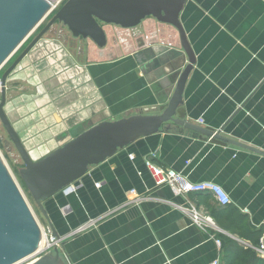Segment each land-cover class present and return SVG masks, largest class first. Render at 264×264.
Returning a JSON list of instances; mask_svg holds the SVG:
<instances>
[{"label":"crops","instance_id":"0c3cea01","mask_svg":"<svg viewBox=\"0 0 264 264\" xmlns=\"http://www.w3.org/2000/svg\"><path fill=\"white\" fill-rule=\"evenodd\" d=\"M180 23L195 63L176 118L232 142L169 123L90 167L76 193L43 204L67 264H224L223 237L264 259V155L248 149L264 153V0H187ZM128 31L95 60L91 41L78 59L44 39L10 75L4 110L33 161L99 123L166 109L188 65L178 33L152 18ZM147 160L220 186L229 203L210 192L182 197L156 187ZM138 196L146 199L135 202ZM169 202L193 204L214 226H194ZM232 211L261 232L256 247L221 228Z\"/></svg>","mask_w":264,"mask_h":264},{"label":"water","instance_id":"95a60500","mask_svg":"<svg viewBox=\"0 0 264 264\" xmlns=\"http://www.w3.org/2000/svg\"><path fill=\"white\" fill-rule=\"evenodd\" d=\"M187 0H67L13 64L3 73L0 90V123L16 149L23 168L18 171L30 200L57 237L43 204L65 187L81 180L90 167L102 164L139 139L159 133L172 123L198 135L232 142L221 132L213 133L176 118L195 58L180 23ZM51 11L49 0H0V69ZM148 18L174 28L188 65L181 73L166 109L160 115H134L99 123L44 158L33 161L5 113L6 83L10 75L55 24H61L75 39L89 40L98 49L107 45L104 26L131 30ZM242 146V145H239ZM250 151L264 155L260 151ZM41 230L14 178L0 158V264H18L38 249ZM30 264H67L60 250L46 252Z\"/></svg>","mask_w":264,"mask_h":264},{"label":"built area","instance_id":"2783aa9c","mask_svg":"<svg viewBox=\"0 0 264 264\" xmlns=\"http://www.w3.org/2000/svg\"><path fill=\"white\" fill-rule=\"evenodd\" d=\"M60 2H62V0H59L57 4L53 7V9H52V4H51V11L56 10ZM0 90H1V80H0ZM199 123L202 124L203 121L200 120ZM130 158L132 159V157ZM145 165L150 171L156 187H168L173 191V193L176 196H182V197H185L191 194L210 192L213 195H215L216 199L220 201L223 205H226L229 203L228 197L225 194V192L222 190L220 186L214 183H211V182L192 183L188 181V179H186V177L183 176L181 173H177L171 169H164L158 164L154 163L152 160H147L145 162ZM77 182H74L70 184L69 186L65 187L61 192L65 195L76 193L79 189V184ZM129 194L136 195L135 191H131ZM144 199L146 198L138 196L135 202L139 200L141 201ZM168 204L172 206L173 208L180 210L182 213L187 214L192 224L200 229H207V228L214 226L212 218L207 215L206 216L201 215V213L196 208V206H194L191 203H187L183 206H179V205H176L170 202ZM93 224L94 222H90L87 225L80 227L78 231H83L91 227ZM39 226H40L41 235H42L41 240L43 239V235H45V241L41 245H39L35 253H33L26 260L35 258L34 261H36L38 258L43 256L48 251H53L54 249H57V250L61 249L63 240L59 237H53L49 227L47 226L42 227L40 224ZM216 244L220 245V241L217 240ZM259 251L262 252V250H259ZM263 256H264V253H263ZM213 264H218V261L213 262Z\"/></svg>","mask_w":264,"mask_h":264},{"label":"rangeland","instance_id":"374dc122","mask_svg":"<svg viewBox=\"0 0 264 264\" xmlns=\"http://www.w3.org/2000/svg\"><path fill=\"white\" fill-rule=\"evenodd\" d=\"M67 0H62L60 4L57 6L56 10H54L52 13L48 14V16L43 20V22L36 27V29L26 38V40L23 42V44L18 48L16 53L8 60V62L0 69V78L2 77L3 73L13 64V62L18 58V56L26 49V47L31 43V41L41 32V30L47 25V23L52 19V17L57 13V11L62 7V5L66 2ZM55 5V3H53ZM144 22V21H143ZM142 22V23H143ZM139 27V26H138ZM134 28L128 31V33L131 35L132 32H135L136 29ZM105 30V33L107 35V41L111 40L114 43H117V40L119 41V36H121V30L120 28L114 27V26H104L103 27ZM127 33V32H125ZM45 39V42H59L62 47L70 52L74 53L78 59H81V55L83 51H86L91 47V44L89 40H82V39H75L71 36L67 28L62 26L61 24H55L49 32H47L43 38L40 40ZM39 42V43H40ZM38 43V44H39ZM37 44V45H38ZM36 45V46H37ZM35 46V47H36ZM34 47V48H35ZM91 49V48H90ZM99 49L94 48L93 52V60L97 59V51ZM96 51V52H95ZM85 55V54H83ZM10 83H7V86H9ZM0 158L5 164L8 172L10 175L14 178V180L17 182L20 191L24 195V198L26 199L28 205L30 206L34 217L37 219L38 223L42 227H46L47 224L40 215L39 211L37 208L34 206L32 201L30 200L28 194L24 190L18 171L23 168V163L14 148L13 144L10 142L6 132L4 131L3 127L1 126L0 123ZM35 258L25 260L19 264H30L32 261H34Z\"/></svg>","mask_w":264,"mask_h":264},{"label":"trees","instance_id":"16d2710c","mask_svg":"<svg viewBox=\"0 0 264 264\" xmlns=\"http://www.w3.org/2000/svg\"><path fill=\"white\" fill-rule=\"evenodd\" d=\"M231 213L233 221L229 225L220 224L221 228L238 236L241 240L249 241L252 247H256L261 232L248 230L246 218L241 213L237 211H232ZM223 240L224 264H264V259L259 257L253 248L244 247L233 239L223 237Z\"/></svg>","mask_w":264,"mask_h":264},{"label":"bare ground","instance_id":"6f19581e","mask_svg":"<svg viewBox=\"0 0 264 264\" xmlns=\"http://www.w3.org/2000/svg\"><path fill=\"white\" fill-rule=\"evenodd\" d=\"M49 1H51L52 9H53V7L57 4V2H58L59 0H49ZM53 3H55V5H54ZM52 12H53V11H51L50 13H52ZM50 13H49V14H50ZM44 241H45V235H43V239L41 240L40 245H41ZM19 263H21V262H19Z\"/></svg>","mask_w":264,"mask_h":264}]
</instances>
